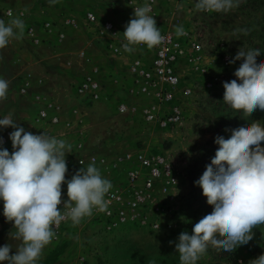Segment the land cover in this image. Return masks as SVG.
Returning <instances> with one entry per match:
<instances>
[{"label":"rangeland","instance_id":"1","mask_svg":"<svg viewBox=\"0 0 264 264\" xmlns=\"http://www.w3.org/2000/svg\"><path fill=\"white\" fill-rule=\"evenodd\" d=\"M0 1L27 8L41 5L47 20L53 22L54 31L41 30L42 44L39 48H31L24 35L20 40L11 41L12 47L8 48L10 51L5 54V60L11 68L9 74L18 73L20 64L10 55L15 45L19 59L23 58L26 65L29 60L35 63L33 57L36 56L42 71L46 70L55 82L70 92L68 103L79 108L86 120L83 127H73L68 134L74 139L78 136L76 131L81 130L84 143L108 157L125 150H141L148 155L162 156L172 166L177 178L175 187L169 189V194L165 193L167 211L163 222H169L171 228L152 230L127 225L112 233L92 226L71 229L68 235L76 239V251L81 249L87 254L90 264H180L175 251L180 233L192 234L194 224L212 211L195 182L215 156L219 147L215 143L216 137L228 139L232 130L254 121L264 124V111L257 109L249 116L223 101V83L237 79L234 72L242 62L225 64L226 56L234 58L241 48L245 51L259 49L261 54L257 63L264 62V0H240L239 6L227 13L197 11V0H68L71 14H67L66 0H56L54 4L49 0ZM144 3L152 6L160 32L171 33L188 53H192L194 43L200 46V60L195 66L189 64L185 57L179 59L180 83L174 91V100L163 104L161 110L177 104L181 109V119L168 127L145 120L143 110L155 100L136 93L137 86L128 70L136 54L149 62L153 49L138 46L131 54L115 55L108 47L107 36H101L95 25L85 20L86 13L92 11L98 18V24L109 19L118 33L123 34L129 18L134 15V5L139 7ZM65 13L76 18L79 25L66 28L64 38L59 40L58 34L64 25L55 15ZM178 25L183 26L187 35L176 36L175 27ZM242 30H247V34ZM34 51L36 55L32 56ZM63 60L70 66L67 73L64 69L63 72L51 70L57 69L53 66H60ZM91 71L97 72L96 76L103 85L101 98L97 101L81 99L73 90L78 76ZM186 89L190 90L189 93L185 92ZM120 103L127 106L125 112L118 111ZM73 118L71 126H75ZM2 202L0 220L4 221ZM254 231L253 239L234 252L217 251L210 246L197 264H250L264 254V226ZM7 243L12 245L14 252L19 241L10 239L7 234L0 240V246Z\"/></svg>","mask_w":264,"mask_h":264},{"label":"clouds","instance_id":"2","mask_svg":"<svg viewBox=\"0 0 264 264\" xmlns=\"http://www.w3.org/2000/svg\"><path fill=\"white\" fill-rule=\"evenodd\" d=\"M49 2L54 4L56 0ZM239 2L197 0L195 9L227 13L238 7ZM151 11L149 3L134 8L123 32L125 52L132 53L138 46L151 49L164 41ZM8 16L7 22L0 19V50L10 41L22 39L25 32L26 25L20 16H13L11 11ZM242 31L247 34V30ZM175 34L180 37L187 32L178 25ZM260 54L259 49H239L229 60L230 64L242 61L234 72L237 79L223 83V101L249 116L257 109L264 111V62L257 63ZM8 90L9 82L0 78V101L7 99ZM9 127L14 129L9 134L11 153L2 147L4 141L0 137V201L6 222L13 224L10 239L19 243L14 252L9 243L0 246V264H38L45 248L57 238L56 229L62 222L78 225L94 210L107 211L106 197L113 185L102 176L95 161L66 179L70 144L45 132L37 135L25 131L11 114L0 119V128ZM262 142L264 124L260 121L232 130L228 139L216 137L219 147L215 156L195 182L212 211L194 224L192 234L180 233L175 244L180 264H197L210 246L217 251L234 252L253 239L254 229L264 226ZM65 184L67 200L62 195ZM250 264H264V254Z\"/></svg>","mask_w":264,"mask_h":264},{"label":"built area","instance_id":"3","mask_svg":"<svg viewBox=\"0 0 264 264\" xmlns=\"http://www.w3.org/2000/svg\"><path fill=\"white\" fill-rule=\"evenodd\" d=\"M136 7L138 6L134 5V8ZM9 11L15 16L16 12L12 6L5 2H0V19L7 22L10 19L8 16ZM18 14L22 16L21 13ZM150 14L154 15L153 8ZM85 18L86 22L95 25L94 27H96L101 36H107L109 40L108 47L113 54L118 56L131 54L123 50L122 42H124V36L118 33L112 21L107 19L98 24V18L92 11H88ZM63 25L72 27L79 24L78 21L70 17L63 19ZM41 26L46 32H52L54 27L53 22L50 20H43ZM27 32L33 40L37 41L34 38L32 28H28ZM161 35L164 37V41L152 48V59L146 62V60L136 54L132 58L128 70L130 77L137 86L136 93L150 96L155 100L152 105L146 106L143 110L145 120L154 122L162 127H168L176 124L181 119V109L177 104L161 110L163 109V104H170L174 100V91L180 83L179 59L185 57L189 64L195 66L200 60V46L194 43L192 45V53H188L186 48L171 33L161 32ZM64 36L65 33L63 31L59 32V40L64 38ZM229 60L230 57L226 56L224 58L225 64ZM96 73L91 71L78 76V81L74 85V92L77 97L89 101H97L101 98L103 85L97 78ZM25 90V87H21V92ZM189 91V89L185 90L186 93H189ZM39 105L36 114L23 127L25 131L37 135L45 132L60 139L61 136L68 134L71 128H80L78 124L71 126V121L61 118L62 106L56 101L39 100ZM117 109L119 112H125L128 108L125 104L120 103ZM78 123L80 124V120H78ZM12 131L14 130L7 129L0 133V137L4 141L2 147L9 145L13 151L12 143L9 139V134ZM76 134L78 136L70 144V160L77 164L78 167L88 166L95 161L96 167L101 168L109 175L108 179L113 185L109 196L106 197L109 200L107 211L94 210L93 214L83 218L78 226H81V228L92 226L111 233L127 225L146 227L152 230L161 228H166L167 230L171 228L169 222H163L165 211H167L165 208V195L170 193H168L170 188L175 187L177 178L174 175L172 166L165 158L148 155L141 150H125L111 157L94 152L89 155L81 154L84 147L81 139V130L76 131ZM80 161L83 163L81 164ZM116 174L121 176L122 181L111 179L110 176L115 178ZM166 192L167 194H165ZM171 195L173 194L169 196ZM63 199L67 200L68 197L63 196ZM66 222L68 221L62 222L56 232ZM78 259L80 264H90L85 254H80Z\"/></svg>","mask_w":264,"mask_h":264},{"label":"crops","instance_id":"4","mask_svg":"<svg viewBox=\"0 0 264 264\" xmlns=\"http://www.w3.org/2000/svg\"><path fill=\"white\" fill-rule=\"evenodd\" d=\"M66 1H67L65 2L66 10L69 12L72 9L69 10L70 3L68 2V0ZM79 2L77 1V3ZM12 7L15 9L16 12L15 16H19L18 13L22 14L20 18L25 22L26 25L24 35L26 37V40L29 42V46L31 48H39L38 46L42 44L41 41L42 38H40L41 30L43 29L41 26V22L43 20L48 19V16L44 13L43 8L41 7V5L38 4H35L34 7L31 8L20 7V6L18 7L17 5H14ZM71 13L73 12H69L67 14H71ZM69 16L71 17V15ZM69 16L66 15V13L61 16L55 15V17H59L61 21H63L64 18ZM73 19L77 20L76 18ZM130 19L131 18H129V20ZM28 28H32L34 38L37 41L33 40L29 36L27 32ZM54 28L55 27H53V31ZM66 28H70V27L64 25L62 31L64 32ZM12 42L10 41L9 45L6 48L0 50V57H2L0 58V78L6 79L9 82L7 99L0 101V119L11 114V118L16 123H19L21 127H24L28 123L29 119H31L36 114L40 106L39 100H53L62 106L60 113L62 119H67L68 117H71L72 119L74 117L73 119L76 122L72 120L73 124H78L80 127H83L84 121L86 120L84 119L85 115L83 113L81 114L79 108L77 107L75 108L74 106H72L71 103H68L70 92L66 88H64L63 85H61L59 82H55L53 78H51L50 75L46 72V70H44L43 72L41 69L42 65L38 66L37 64L38 61L36 60V56H35L36 51H34L33 54L29 53L32 56H35V58L33 57L35 63H31L29 60V63L26 65L23 58L19 59V51L17 47H15L14 45L13 49H15V51L11 48L12 50L10 52V55L13 56V61L16 60L17 62H19L20 69L18 73L12 75L9 74L11 68L8 65V62L5 60L6 57L5 54L10 51V49L8 51V48L12 47L11 46ZM55 66L58 68L53 69L51 67L52 71H58L59 69L60 72H63L64 69L65 73H67V71H69L70 69V66L66 62V60L61 61L60 66L54 65L53 67L55 68ZM45 68L47 67L45 66ZM21 87H25L26 90L24 92H21ZM118 99L119 98H117V100ZM71 119L68 118L67 120L71 121ZM78 120H80V124L78 123ZM7 129H13V128L11 127L0 128V133L4 132ZM60 139L65 140L68 144H71L74 141V139L70 136V134L61 136ZM83 146L84 147L82 148L81 154L89 155L91 154V152H94L96 154H104V153H97V151H95L94 148L88 147L86 143H84V141H83ZM3 148H6L10 153L12 152L9 145L3 146ZM69 157H70L69 154H67L66 163H67L68 172L66 174V179H71V177L75 174V172L81 168L78 167L77 164L72 162ZM86 167L87 165L84 166V168ZM98 169L101 171L102 176L108 179L109 175L106 174L104 170H102L101 168ZM110 177L113 180L122 181L121 176H118V174L115 175V178L113 176ZM62 195L64 197H67L66 184L62 186ZM80 228L81 226L73 225L71 221L63 223L60 226L59 231L57 232V238L54 239L53 242L48 246V247L50 246L52 247H50V249L48 247L45 248L43 256L41 260L38 262V264H80L78 256L80 254H85V253L82 252L81 249L76 251L77 248L76 246H74L76 239L68 235V233L70 232L69 230L71 229L75 230ZM12 230H13L12 223L6 222V220L4 221L0 220V240L4 239V236L9 234ZM57 245L59 246V248H57ZM85 255L87 256V254Z\"/></svg>","mask_w":264,"mask_h":264}]
</instances>
